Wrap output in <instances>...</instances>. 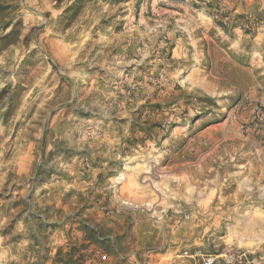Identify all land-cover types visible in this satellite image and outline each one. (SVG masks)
I'll return each mask as SVG.
<instances>
[{"label": "rangeland", "instance_id": "rangeland-1", "mask_svg": "<svg viewBox=\"0 0 264 264\" xmlns=\"http://www.w3.org/2000/svg\"><path fill=\"white\" fill-rule=\"evenodd\" d=\"M73 245L264 264V0H0V264Z\"/></svg>", "mask_w": 264, "mask_h": 264}, {"label": "trees", "instance_id": "trees-1", "mask_svg": "<svg viewBox=\"0 0 264 264\" xmlns=\"http://www.w3.org/2000/svg\"><path fill=\"white\" fill-rule=\"evenodd\" d=\"M125 1H128V0H125ZM221 26L224 27V25H221ZM53 225H56V224L53 223ZM81 228L86 233V236H87L86 239L89 241V243L100 244L106 241L105 238L99 237L97 235L96 230L90 227V225L83 223ZM81 249H82V246L73 245L70 247V249L67 252L63 253V249L59 248L55 261L58 262L59 264H80V262H86L87 259H84L85 255H82L79 253Z\"/></svg>", "mask_w": 264, "mask_h": 264}, {"label": "built area", "instance_id": "built-area-1", "mask_svg": "<svg viewBox=\"0 0 264 264\" xmlns=\"http://www.w3.org/2000/svg\"><path fill=\"white\" fill-rule=\"evenodd\" d=\"M201 264H261V258L239 249L224 251L203 258Z\"/></svg>", "mask_w": 264, "mask_h": 264}]
</instances>
